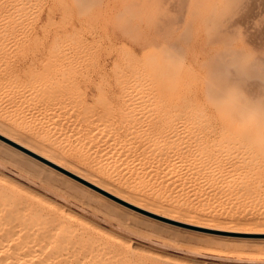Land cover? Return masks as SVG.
<instances>
[{
	"label": "rangeland",
	"instance_id": "374dc122",
	"mask_svg": "<svg viewBox=\"0 0 264 264\" xmlns=\"http://www.w3.org/2000/svg\"><path fill=\"white\" fill-rule=\"evenodd\" d=\"M66 2L73 5L76 0ZM80 11L68 9L69 14ZM85 15L94 12L85 10ZM33 17L30 8L22 29L11 31L0 42V177L85 222L90 233L118 239L111 240L140 264H264L259 259L264 232L258 230L264 227V185L256 182L258 178L241 191L262 198H243L242 207L237 204L240 208L208 189L151 176L142 180L140 167L125 163L122 156L116 155L119 161H114L103 146H83L96 124L122 133L117 98L95 89L88 72L96 52L71 32L49 41L40 59L28 61L25 77L17 78L18 58L27 46H34ZM114 19L123 22L125 17ZM83 27L90 31L93 21L86 19ZM142 63L152 75L188 79L195 86L192 74L166 52ZM42 117L61 129L52 130L38 120ZM246 146L254 151L244 152L241 145L249 160L261 159L258 146ZM254 200L253 211H242ZM253 256L257 258L250 259Z\"/></svg>",
	"mask_w": 264,
	"mask_h": 264
},
{
	"label": "bare ground",
	"instance_id": "6f19581e",
	"mask_svg": "<svg viewBox=\"0 0 264 264\" xmlns=\"http://www.w3.org/2000/svg\"><path fill=\"white\" fill-rule=\"evenodd\" d=\"M31 3L0 0V42L11 31L22 29ZM157 75H152L142 62L125 64L120 69L117 97L122 133L115 134L114 129L99 123L83 146H103L114 161L122 156L125 163L140 167L141 178L151 176L165 183L176 180L199 190L208 189L221 200L241 207L243 198L255 196L252 200H257L259 193L241 191L255 177L264 185V162L254 157L249 160L241 153V145L244 152H254L246 146L252 144L251 130L228 123L226 130L210 136L206 123L189 110L180 91V85L192 81ZM43 119L38 120L52 130L61 129L57 122ZM30 192L0 177V264H140L111 240L115 238L90 233L83 226L85 222L80 223V219ZM256 200L242 211H253Z\"/></svg>",
	"mask_w": 264,
	"mask_h": 264
},
{
	"label": "snow or ice",
	"instance_id": "6c2138e0",
	"mask_svg": "<svg viewBox=\"0 0 264 264\" xmlns=\"http://www.w3.org/2000/svg\"><path fill=\"white\" fill-rule=\"evenodd\" d=\"M29 7L34 46L18 58L17 78L25 77L28 61L40 59L49 41L71 32L96 52L88 72L95 89L115 99L125 64L166 52L194 77L195 86L179 87L208 134L228 123L250 129L264 161V0H32ZM69 7L82 11L69 14ZM85 10L94 15L86 17ZM116 16L125 19L117 22ZM86 19L93 21L90 31L84 30ZM259 259L264 261V248Z\"/></svg>",
	"mask_w": 264,
	"mask_h": 264
}]
</instances>
